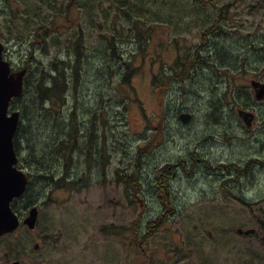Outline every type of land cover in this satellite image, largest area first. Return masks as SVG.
<instances>
[{"label":"rangeland","instance_id":"1","mask_svg":"<svg viewBox=\"0 0 264 264\" xmlns=\"http://www.w3.org/2000/svg\"><path fill=\"white\" fill-rule=\"evenodd\" d=\"M63 2L58 7L64 9L71 4L66 28L60 26L62 22L59 23L65 32L68 29V33L60 37L63 39L72 27L80 26L83 21L81 3L103 7L101 0H74L75 4L70 0ZM211 2L213 4L206 11L211 9L212 13H216L215 4L220 8L226 7L225 12H228L221 28L223 32L227 29L229 38L221 36L217 40L215 63L217 59L229 66L232 72L229 76L226 72L222 73L228 83L219 84V87L222 91L233 86L241 87L251 95L253 102L248 107L239 101L232 108H220L217 103L220 91L214 83L210 84L214 77L208 73L196 79L194 85L182 84L184 89L189 88V93L185 91L182 94V90L178 89L168 99L167 95L157 97L152 81L155 75L162 72L163 65L174 64L180 52L174 45L181 47V50L197 46L199 49L207 48V35L211 31L191 28L184 29L180 35L178 30L168 25H149L154 28L151 43L142 55L137 56L135 66L138 69L132 81L134 94L127 109L123 106V96L102 108L109 119V131L104 130L107 138H102L104 131H101L99 141L109 159L106 183L100 184L97 178H93L91 188L80 193L56 191L50 194V190H38L39 193L33 195L36 199L34 206L39 208L37 228L30 231L21 227L14 236L16 241L30 244L27 252L20 256L19 261L23 264H134V255L137 264H145L141 255L143 249L152 252L155 264H264V230H260L259 225L261 221L264 222V205L261 204L264 199V174L257 170L255 174L247 175L241 184H228L220 180L236 179V173H229L226 169L211 171L204 163L197 162L190 172L183 174L178 170L184 152H194L193 147L199 136L214 134L221 139L226 133L231 141L228 146L220 142L207 144L199 149L205 152V155L197 157L199 159L215 162L224 158L225 163L228 158L243 153L244 146L249 143L244 138L247 133L242 131L243 126H239L236 119L241 118L240 110L253 115V109L257 111L259 122L254 124L251 134L264 135L259 132L264 122V111L257 108L261 103L256 100L251 86V81L264 75V53L252 48L254 44L261 48L264 46V0ZM158 3L162 4L163 0ZM23 5L22 0H0V41L6 48L4 58L11 62L16 71L21 70L27 60V45L26 42L22 45L15 41L7 43V21L4 16L24 10ZM215 16L218 18V15ZM202 18L204 21L206 16ZM138 22L139 26L149 24L143 17ZM15 24L23 26L22 22L16 21ZM89 24L82 26L88 40ZM96 24H115L121 26L120 29L133 26L123 20L121 14L113 16L111 20L99 17ZM21 30L20 27L17 31ZM174 37L178 39L174 41ZM94 46L88 49L92 54L85 62L86 104H94L97 94H111L115 83H119L115 78L111 83L99 78L96 69L102 61ZM122 51L131 56L138 48L135 43L128 42ZM54 53L52 50L50 55L40 54L39 58L47 63ZM244 60L247 61L245 64ZM259 65L263 69L257 73ZM208 66L201 63L199 67L206 70ZM163 105L166 118H159L158 121ZM181 111H193L195 118L183 123L178 116ZM152 117L151 122L147 121ZM212 120L219 122V126L213 125ZM240 140L243 141L239 143ZM140 149L145 152L138 163L135 158ZM167 166L172 167L166 179L170 180L169 189L173 197L170 199L172 203L166 206H175L173 211L165 210L155 197V190L162 185L166 174L164 168ZM120 171L134 172L131 176L137 182L142 174V183L153 192L144 190L139 184L135 197H131L134 191L116 182ZM173 175L176 177L173 178ZM149 176L154 180L152 185ZM164 189L169 195V189ZM236 196L255 199L259 205L246 206ZM27 213L21 209V218L25 219ZM151 221H157L156 225L150 224L154 228L148 227ZM238 228H255L257 233L242 236L237 233ZM35 243L41 245L38 251L34 250ZM2 257L0 252V264H7Z\"/></svg>","mask_w":264,"mask_h":264},{"label":"trees","instance_id":"2","mask_svg":"<svg viewBox=\"0 0 264 264\" xmlns=\"http://www.w3.org/2000/svg\"><path fill=\"white\" fill-rule=\"evenodd\" d=\"M101 1L103 2L101 8L80 4V8L84 11L83 21L80 26L72 27L64 39L60 37L67 34L68 29L65 32L59 25L63 20L69 19L71 4L64 8L65 10L58 7L64 3L63 0H38V2L22 0L24 10L13 11L4 16L7 21V43L15 41L22 45L26 42L27 45V60L22 68L28 70L25 89L22 96L11 104L12 110H19L21 113V121L15 137L18 167L26 170L30 177L25 195L15 200L13 204L14 210L20 217L21 209L27 211L34 206L36 199L33 195L39 193L38 190L42 188L50 190V194L56 191L80 193L91 188L93 178H97L100 184L106 183L109 159L99 141L100 132L109 131V119L102 108L113 99L118 100V97L123 96V106L125 110L127 109L134 94L132 81L138 69L135 66L137 56L142 55L151 43L154 28L149 25H168L167 27L178 30L180 35L184 29L191 28L218 33L223 32L222 28L211 26H223V21L228 15V12H225L226 7L220 8L215 4L216 13H212L211 9L206 11L210 8L209 5L213 4L211 0H163L162 4L158 3L159 0ZM70 2L75 4L76 0ZM117 14H121L123 20L133 26H123L122 29L115 24L97 26L99 17L111 20ZM203 15L206 16L204 21ZM215 15H218V18ZM142 17L148 21L147 26H139L138 21ZM16 21L22 22L23 26H17ZM83 24L91 25L89 40L82 27ZM20 27L22 30L18 32ZM52 27L55 29L53 30ZM225 33H227L225 37L229 38L226 28ZM177 39L178 37L173 38L174 41ZM128 42L135 43L138 48V51L131 56L122 51V47ZM93 44L102 61L96 69L99 78L109 83L115 78L119 83L114 82L115 86L111 94H97L94 104H86L84 102L87 77L85 62L92 54L88 49ZM174 46L180 50L174 64L163 65L162 72L153 78V92L157 97L167 95L166 99H168L178 89L182 90V94L185 91L189 93V88L184 89L182 84L194 85L196 79L204 74L205 70L199 67L201 63L205 66L209 65L211 70L215 65L217 72L229 67L219 61L215 63L217 41L213 39H209L207 48L199 49L197 46L181 50V47ZM252 48L262 51V48L256 44ZM52 50L55 52L54 56L47 63L39 58L40 54L50 55ZM235 90L234 105H238L240 101L248 107L253 102L251 95L243 88L237 87ZM217 103L221 108L220 96ZM165 114L166 108L163 105L157 120L159 121V118L165 120ZM152 119L153 117L148 118L147 121L151 122ZM224 137L229 138L226 133ZM102 138H107L106 131L103 132ZM143 152L145 150L140 149L139 155L135 158L138 163ZM169 168L172 167L164 168L166 171L164 181ZM120 172L116 182L132 189L134 193L131 197H135L140 187V179L138 182L133 180L131 175L134 172ZM160 193L168 200L173 197L170 189L169 195L164 188ZM174 207L164 205L163 208L173 211ZM156 223L157 221H151L148 227L154 228L155 226L150 224L156 225ZM259 225L260 230H264V222L261 221ZM14 236L15 233L0 238V252L5 263L21 259L20 256L29 248L30 244L27 241L24 245L21 241H16Z\"/></svg>","mask_w":264,"mask_h":264},{"label":"water","instance_id":"3","mask_svg":"<svg viewBox=\"0 0 264 264\" xmlns=\"http://www.w3.org/2000/svg\"><path fill=\"white\" fill-rule=\"evenodd\" d=\"M5 44L0 41V238L16 233L21 227L30 231L37 228L39 208L33 206L22 219L13 208L15 200L21 199L29 184V174L18 167V155L15 148V137L21 121L19 110H12V102L20 98L25 89V78L28 70H14L11 62L4 58ZM251 86L258 102L264 101V84L251 81ZM239 116L246 126H251L254 115L240 110ZM179 119L188 123L192 119L189 113H182ZM237 233L251 236L257 233L255 228H238ZM40 245H34L38 250ZM7 264H23L14 260Z\"/></svg>","mask_w":264,"mask_h":264},{"label":"flooded vegetation","instance_id":"4","mask_svg":"<svg viewBox=\"0 0 264 264\" xmlns=\"http://www.w3.org/2000/svg\"><path fill=\"white\" fill-rule=\"evenodd\" d=\"M69 19L63 20L62 24L60 26L66 28V22ZM211 27H216V26H211ZM222 27V26H219ZM227 35V33L225 32H218V33H209L207 35L208 39H213L214 41H217L219 38H221V36H225ZM254 49V48H253ZM262 52L264 53V48H262ZM218 60L216 59V62ZM244 64L247 62L246 60L243 61ZM259 69L257 71V73H260L261 70L263 69L261 65H259ZM226 72L227 76H229V73L232 72V70L230 69V67H225L224 69H222L220 72H217V70L215 69V65L212 66V70L208 67V69L205 70L204 74L202 75L204 77V75L206 73L211 74L214 78L218 79V80H212L216 89L220 91L219 96L221 99V106L224 109H227L228 107L232 108L234 106L233 104V96L236 95V88L234 87L232 89H224L222 91V89L220 87H218V85H222V84H227L228 80L225 81V77H222V73ZM264 73V70L262 71ZM253 81H258L262 84H264V75L259 76L258 79H255ZM212 84V82L210 83ZM185 94V92H184ZM261 104H258L257 108H259V110L261 112L264 111V101L258 102ZM253 113L255 115V119L252 123V125L248 128L244 125L243 121L241 120V118L237 117V121L239 122V126H243L242 131H245L247 134L244 136V138H247V141L249 143V145H245V151H243V153L239 154V155H235V157H230L227 159V162H223V159H218L215 162H212L210 160H207L205 158L203 159H199L197 157H201L203 155H205V152H201L199 149L202 147H206L207 144H211V143H215V142H220L222 144H224L225 146H228L231 144V141H229V138H225L224 136L221 137V139H219V136H215L214 134L211 135H207V136H199L196 144L193 147L194 152H190L189 150H186L184 152V156L182 158V162L181 164L178 165V170L185 174V172H190V170L195 167V164L197 162L200 163H204L206 166V168L210 169L211 171H216V170H221V169H226L228 170L229 173H236V179H222L220 180V182H224V183H228V184H241V182L243 180L246 179L247 175L255 174V172L258 170L259 172L264 174V135L262 136H257L255 133L251 132L254 129V124L259 122V115L257 114V111L255 109H253ZM193 111H189V112H183V113H189ZM194 112L192 115V119L193 120L194 117ZM213 125L215 126H219V122L212 120ZM263 125L260 127L259 132L264 133V122L262 123ZM258 131V130H256ZM249 139V140H248ZM243 141L240 140L239 143ZM200 143V144H199ZM208 145V146H209ZM189 157V158H188ZM174 167V166H173ZM208 171V170H207ZM151 175V174H150ZM173 178L176 177V175L172 176ZM242 177V178H241ZM107 178V177H106ZM150 184L152 185V182L154 181L150 176ZM217 179V178H216ZM219 179V178H218ZM148 180V179H147ZM146 180V181H147ZM143 179H142V174H141V179H140V185L141 187L145 190L147 189L148 192H152L153 190L150 188H146V186L142 183ZM163 183V187L162 185H160L159 188H156L155 192H156V201H158L160 204L162 205H166V204H171L172 202L170 200L166 198H163V194L160 193V190H162V188H170V180L168 181L167 179L165 181H167V183H165L164 180H162ZM165 184V186H164ZM144 190H142V192H144ZM236 198L241 201L242 203H244L246 206H253V205H259L258 201L255 199H247L245 196H236ZM151 200L154 201L153 196L151 195ZM254 201L253 203L250 201ZM261 204L264 205V199H262ZM29 209H27L28 212ZM26 227V226H25ZM27 228V227H26ZM34 231V230H33ZM137 240V238H136ZM37 244V243H35ZM40 245V243H38ZM41 247V245H40ZM40 249V248H39ZM38 249V250H39ZM35 250V251H38ZM142 256L145 260V264H155L154 263V256L152 255L151 251H147L145 249L142 250ZM130 254H132L130 252ZM135 263L136 262V256L134 255L133 258ZM162 259V258H161ZM162 260H166V259H162ZM143 264V263H142Z\"/></svg>","mask_w":264,"mask_h":264},{"label":"bare ground","instance_id":"5","mask_svg":"<svg viewBox=\"0 0 264 264\" xmlns=\"http://www.w3.org/2000/svg\"><path fill=\"white\" fill-rule=\"evenodd\" d=\"M242 178V177H241Z\"/></svg>","mask_w":264,"mask_h":264}]
</instances>
